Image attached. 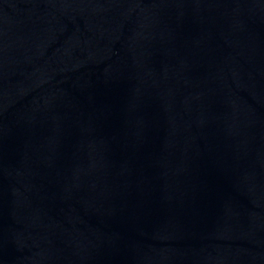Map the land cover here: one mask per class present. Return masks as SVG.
<instances>
[{
    "label": "water",
    "instance_id": "95a60500",
    "mask_svg": "<svg viewBox=\"0 0 264 264\" xmlns=\"http://www.w3.org/2000/svg\"><path fill=\"white\" fill-rule=\"evenodd\" d=\"M0 264H264V0H0Z\"/></svg>",
    "mask_w": 264,
    "mask_h": 264
}]
</instances>
